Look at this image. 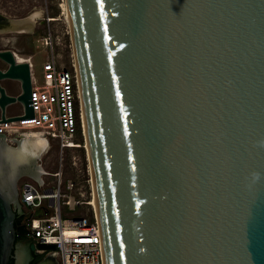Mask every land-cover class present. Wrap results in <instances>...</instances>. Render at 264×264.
Masks as SVG:
<instances>
[{
  "label": "water",
  "instance_id": "obj_1",
  "mask_svg": "<svg viewBox=\"0 0 264 264\" xmlns=\"http://www.w3.org/2000/svg\"><path fill=\"white\" fill-rule=\"evenodd\" d=\"M67 2L104 264H264V0ZM0 58L32 116L31 63ZM19 149L0 135V264H26L41 174Z\"/></svg>",
  "mask_w": 264,
  "mask_h": 264
},
{
  "label": "built area",
  "instance_id": "obj_2",
  "mask_svg": "<svg viewBox=\"0 0 264 264\" xmlns=\"http://www.w3.org/2000/svg\"><path fill=\"white\" fill-rule=\"evenodd\" d=\"M43 39L49 54L42 68L43 84H37L32 74L33 115L27 117L25 107L19 114L7 115L18 119L1 121L0 135L10 145L18 146L25 134L38 132L48 145L55 144L63 153L80 147L79 136H85L79 80L76 70L58 62L52 33ZM50 175L55 177L52 183L39 177L19 186L22 234L34 239L39 255L45 250L38 248V244L56 245L57 249L48 251L45 258L55 259L58 264H104L97 217L64 215V207L73 211L83 204L75 195L74 179H63L61 169Z\"/></svg>",
  "mask_w": 264,
  "mask_h": 264
},
{
  "label": "rangeland",
  "instance_id": "obj_3",
  "mask_svg": "<svg viewBox=\"0 0 264 264\" xmlns=\"http://www.w3.org/2000/svg\"><path fill=\"white\" fill-rule=\"evenodd\" d=\"M65 0H1V10L10 17H26L34 12H40L33 34H0V50L11 49L24 58L33 55L34 77L37 84H43V64L49 54L44 45V37L52 33L55 40V53L58 62L69 70H76L72 33L66 18ZM54 19V20H50ZM23 104H15L12 114H19ZM80 147L66 149L63 153L55 144L47 145L45 151L37 159L41 167L40 177L47 183H52L55 177L50 174L62 170L63 179L73 178L76 184L75 195L83 202L77 209L70 211L63 208L64 215H85L95 219L96 211L89 202L93 198V182L86 133L79 136ZM63 160V163H61ZM33 180V176H23L19 179L18 189L22 182ZM49 264H58L55 259H47Z\"/></svg>",
  "mask_w": 264,
  "mask_h": 264
},
{
  "label": "bare ground",
  "instance_id": "obj_4",
  "mask_svg": "<svg viewBox=\"0 0 264 264\" xmlns=\"http://www.w3.org/2000/svg\"><path fill=\"white\" fill-rule=\"evenodd\" d=\"M64 5L66 9V18L70 25L71 19H70L67 0H65ZM39 15H40V12H34L30 15H27L26 17H11V18L9 17L7 23L3 25L0 24V34H11V33L32 34L36 28L35 26H36L37 18L39 17ZM50 20H54V19H50ZM16 56L19 61H23V59H25L23 56H21L18 53H16ZM26 59L29 62H31L30 57ZM75 63H76V60H75ZM75 65H76V72H77V64ZM82 118H83L84 134H85L86 130H85L83 110H82ZM47 145H48V141L43 137L41 133L29 132L24 135V139L20 143V149H19L20 154L22 155L23 158L26 157V159H29L27 161H30L31 159H38L40 155H42V152L45 151L46 147H48ZM85 145L88 149L87 138H86ZM40 172H41V169L39 168L38 174H40ZM91 199L92 200L89 202V204L92 205L96 211L94 189H93V198ZM96 217H97V213H96Z\"/></svg>",
  "mask_w": 264,
  "mask_h": 264
},
{
  "label": "flooded vegetation",
  "instance_id": "obj_5",
  "mask_svg": "<svg viewBox=\"0 0 264 264\" xmlns=\"http://www.w3.org/2000/svg\"><path fill=\"white\" fill-rule=\"evenodd\" d=\"M0 2H1V0H0ZM9 17L10 16L5 14L0 8V24L3 25L5 23H7ZM33 33H35V30ZM1 50H5V49H1ZM26 58L23 59V61H19V62L27 61ZM8 67H9V64L0 58V69L6 70ZM32 74H33V72H32V66H31V76H33ZM32 84H33V80H32ZM0 86L5 89V93L7 96L16 99V101L7 102L4 109L2 108V105L0 104V116L4 110H5L6 115H11L12 114L11 111L13 109V106L15 104H22L19 101L20 100L19 96L21 95V93L23 91L22 90V84L18 80L4 79L0 82ZM0 97H1V88H0ZM19 199H20V197H19ZM20 213H21V211H20ZM16 249H17V254L21 255V258H23V260L25 261L26 264H33L34 260L39 256V254L36 251V243H35L34 239L28 238L23 234L20 235V237L17 240ZM47 259H49V257H46L41 262L36 263V264H49L50 261H48ZM51 261H52V259H51Z\"/></svg>",
  "mask_w": 264,
  "mask_h": 264
},
{
  "label": "trees",
  "instance_id": "obj_6",
  "mask_svg": "<svg viewBox=\"0 0 264 264\" xmlns=\"http://www.w3.org/2000/svg\"><path fill=\"white\" fill-rule=\"evenodd\" d=\"M20 218H21L20 215H18L16 220H15V227H16V230H17V240L20 237V235H22V233H23V231L19 227ZM11 264H14V260H11Z\"/></svg>",
  "mask_w": 264,
  "mask_h": 264
},
{
  "label": "crops",
  "instance_id": "obj_7",
  "mask_svg": "<svg viewBox=\"0 0 264 264\" xmlns=\"http://www.w3.org/2000/svg\"><path fill=\"white\" fill-rule=\"evenodd\" d=\"M30 57L31 62L33 61V55H27V58ZM33 64V62H32ZM32 72H34V66L32 65Z\"/></svg>",
  "mask_w": 264,
  "mask_h": 264
}]
</instances>
